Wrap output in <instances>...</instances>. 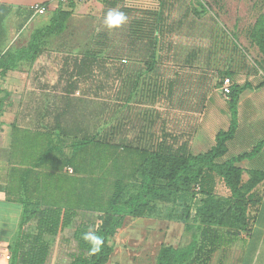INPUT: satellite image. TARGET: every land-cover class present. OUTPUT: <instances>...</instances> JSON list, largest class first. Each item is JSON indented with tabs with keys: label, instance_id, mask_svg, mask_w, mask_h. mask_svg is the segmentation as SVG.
<instances>
[{
	"label": "trees",
	"instance_id": "obj_1",
	"mask_svg": "<svg viewBox=\"0 0 264 264\" xmlns=\"http://www.w3.org/2000/svg\"><path fill=\"white\" fill-rule=\"evenodd\" d=\"M175 2L157 0L155 10H142L119 8L118 0H104L109 9L123 11L128 17L124 24L126 31L121 35L122 48L105 53L109 39L102 33L86 53L62 58L57 85L51 87L60 88L58 103L44 113L51 120L47 131L60 141L56 150L60 156L58 167L72 170L68 183L64 182L60 188L62 196L67 198L58 206L24 202L12 264H48L53 241L73 223L81 210L78 202L90 187L93 208L82 210L96 214L97 223L80 224L74 229L71 240L77 254L70 255L68 264H107L113 251L108 240L126 217H143L152 212L157 202L181 199L182 193L192 187L200 196L195 212L199 221L196 232L183 250L162 246L156 264H208L212 255L232 238L248 232L251 223L260 224L261 193L243 190L242 171L237 163L256 158L264 146V138L249 152L227 157V144L239 128L238 98L247 85H231L226 95L230 126L226 131L216 132L215 145L206 152L196 155L190 152L191 131L169 130V112L165 106L179 113L191 109L188 108L191 102L181 94L178 72L167 65L169 61L176 62V55L164 52L173 46L167 36L183 22L170 20ZM74 4L71 0L70 10L65 12L57 8L50 24L31 34L26 49L5 50L3 21L10 7L0 3V73L38 57L41 38L58 36L64 31ZM192 12L202 17L206 10L201 7ZM185 13L189 14L190 8ZM251 39L262 55L264 67V13L255 21ZM225 76L230 77L231 73L227 71ZM133 103L151 105L141 117L136 114L141 119L134 120ZM156 104L165 110L154 108ZM67 138L72 142L65 153ZM258 172L264 178V172ZM74 175L78 177L75 182ZM137 177L140 180L136 192L125 197ZM217 179L222 180L230 193L224 201L214 197ZM75 199L79 200L76 206L71 205ZM248 207L254 208L250 219L246 216ZM184 218L189 219V214ZM31 222L34 225L25 229ZM87 232L102 238L100 251H91L93 245L83 239Z\"/></svg>",
	"mask_w": 264,
	"mask_h": 264
},
{
	"label": "rangeland",
	"instance_id": "obj_2",
	"mask_svg": "<svg viewBox=\"0 0 264 264\" xmlns=\"http://www.w3.org/2000/svg\"><path fill=\"white\" fill-rule=\"evenodd\" d=\"M76 3L80 5V13L65 22L64 31L58 36L42 37L39 42L40 55L22 63L25 69L22 72H27L35 83L34 90L40 94L37 102L46 111L53 109L58 103L60 88L55 90L51 87L57 85L59 66L64 56L86 53L93 48V43L102 33H106L109 39V48L105 49V53L117 51L123 46L120 42L123 38L121 35L126 31L125 25L115 29L104 25V16L109 10L104 0H76ZM117 6L155 10L157 0H118ZM201 7L205 8L206 13L198 17L192 10H200ZM186 8H190L189 14L185 13ZM172 9L170 20L181 19L183 22L181 27L167 36L173 46L171 50L166 49L164 52L176 55V62L169 61L167 65L178 72L181 94L189 104L191 102L188 105L191 112L179 113L165 106L169 112V130L173 131V128L177 133H184L186 130L192 132L189 150L193 155L204 153L213 147L216 132L226 131L230 126L228 98L221 91L222 82L228 78L231 84H246L247 88L238 98L236 118L239 128L235 138L227 144V157L249 152L264 138V67L262 55L251 39L254 23L264 13V0H176ZM52 16L51 12L30 16L29 25L23 33L16 35L10 50L26 49L31 34L48 26ZM227 71L231 73L230 77L225 76ZM150 105L133 103V119H141L139 116ZM154 108L165 110L159 104L154 105ZM46 122L48 126L51 122L49 117ZM142 122L141 120L140 123ZM71 142L70 138L65 139L64 152H69ZM59 143L55 135L47 134L46 159L51 169H55L52 156L56 157V168L59 164L60 156L56 151L60 148ZM262 159L263 149L256 158L237 163L242 171L243 190L247 193L262 191L263 177L258 172H264ZM76 177L72 176L74 182ZM68 178L62 174L48 176L46 194L53 189H62L63 183H68ZM139 180L137 177L130 184L125 197L136 192ZM106 190L110 192V189ZM182 194L181 199L176 197L171 202H157L152 212L143 217H126L121 228L108 240L113 251L107 264H156L162 246L185 249L198 226L195 212L200 196L195 187ZM92 195L93 189L90 187L89 192L82 196V201L72 200L71 205L76 206L78 202L81 210L70 227L53 241L48 264H68L72 258L70 255L77 254L75 243L71 240L74 229L80 224L94 226L97 223L96 214L82 210L83 207L93 208ZM229 195L222 180L217 179L215 200L224 201ZM187 213L189 219L184 218ZM253 215L254 208L248 207L247 218L250 219ZM231 250V245L219 249L208 264H230L232 256L237 254Z\"/></svg>",
	"mask_w": 264,
	"mask_h": 264
},
{
	"label": "crops",
	"instance_id": "obj_3",
	"mask_svg": "<svg viewBox=\"0 0 264 264\" xmlns=\"http://www.w3.org/2000/svg\"><path fill=\"white\" fill-rule=\"evenodd\" d=\"M73 1V12L66 22L80 13V5L76 0ZM43 2L49 6L47 12L52 15L57 8L64 12L70 10L68 7L56 6L51 0H0L1 4L10 7L3 21L5 50L12 47L16 35L23 33L29 25L32 14L28 6ZM22 63L0 73V264H12V253L19 243V222L24 202L61 205L67 196H62L60 188L46 194L47 177L51 174L71 176L66 171L67 167L56 168V157L52 156L56 170L47 163L46 136L54 133L47 131V118L37 102L40 94L34 90L35 83L27 72L24 73ZM262 149L264 165V146ZM262 183L261 206L258 210L261 222L251 223L248 232H241L230 240L228 245L232 247L231 252L237 253L231 255L230 264H264V178ZM33 225L34 222H31L25 229Z\"/></svg>",
	"mask_w": 264,
	"mask_h": 264
},
{
	"label": "clouds",
	"instance_id": "obj_4",
	"mask_svg": "<svg viewBox=\"0 0 264 264\" xmlns=\"http://www.w3.org/2000/svg\"><path fill=\"white\" fill-rule=\"evenodd\" d=\"M127 21L128 17L123 11L117 9H109L104 16L103 23L107 28L115 29L126 24ZM83 239L91 242V244L93 245L91 251L93 253L100 251V248L103 244V240L101 237L97 236L93 232H87L83 235Z\"/></svg>",
	"mask_w": 264,
	"mask_h": 264
},
{
	"label": "built area",
	"instance_id": "obj_5",
	"mask_svg": "<svg viewBox=\"0 0 264 264\" xmlns=\"http://www.w3.org/2000/svg\"><path fill=\"white\" fill-rule=\"evenodd\" d=\"M70 1L71 0H51V2H53L56 6H63V7H68ZM48 9L49 6L43 3H33L28 6V10L31 12L32 16L43 15L47 12ZM231 85L232 84L230 83V79L228 78H225L224 81L222 82L221 91L225 96L229 93ZM66 171L69 174L72 173L71 168H67Z\"/></svg>",
	"mask_w": 264,
	"mask_h": 264
}]
</instances>
